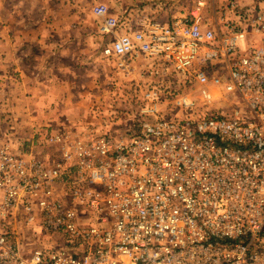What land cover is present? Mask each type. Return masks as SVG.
<instances>
[{"label":"built area","instance_id":"built-area-1","mask_svg":"<svg viewBox=\"0 0 264 264\" xmlns=\"http://www.w3.org/2000/svg\"><path fill=\"white\" fill-rule=\"evenodd\" d=\"M204 7L132 28L93 8L114 68L143 64L140 119L51 131L55 158L0 140V264H264V12Z\"/></svg>","mask_w":264,"mask_h":264},{"label":"crops","instance_id":"crops-1","mask_svg":"<svg viewBox=\"0 0 264 264\" xmlns=\"http://www.w3.org/2000/svg\"><path fill=\"white\" fill-rule=\"evenodd\" d=\"M197 1L199 0H0L1 76H6L11 70L16 71L15 79L18 82L15 83L18 90L37 96V99L46 96L55 100L54 97L59 96L86 95L85 87L78 84V78L84 74H80L77 66L86 62L92 65L94 61L97 66L96 50L100 44L98 33L102 19L94 14L95 6L104 4L114 16L125 14L133 17L129 26L122 24V27L132 28L146 17L170 23L187 14ZM216 1L218 3L214 2L212 13L220 16L225 11L227 0ZM238 1L244 4L239 9L240 14L255 11L254 1H258L260 7L256 11L264 12L262 0ZM227 15L236 19L232 13ZM252 42L259 44L256 38ZM35 65L39 66L37 72L30 70ZM30 72L31 76L28 75ZM6 78L1 80L5 81ZM41 98L36 103L41 104ZM61 101L63 103V98ZM35 108L38 109L37 106ZM61 113L65 115L62 110Z\"/></svg>","mask_w":264,"mask_h":264},{"label":"rangeland","instance_id":"rangeland-1","mask_svg":"<svg viewBox=\"0 0 264 264\" xmlns=\"http://www.w3.org/2000/svg\"><path fill=\"white\" fill-rule=\"evenodd\" d=\"M203 1L205 5L203 17L215 20L212 10L215 7L214 2L216 4L218 2L216 0ZM262 1L264 2V0ZM253 4V7H255L253 9L255 11L259 10L258 1H254ZM239 5L240 7L241 5L242 7L244 6L240 1ZM262 10H264V7H262ZM117 17L126 26H129L132 19H134L133 17H127L125 14ZM98 41L100 44L96 50L98 52L97 66L95 61L92 62V65L86 62L83 65L77 66L79 71H81L80 74L85 75L78 78V84L85 87L84 91L87 93L86 95L59 96L60 99L54 97L55 100L46 96L43 98L38 97L37 99V96L18 90V86L15 83L18 82L15 79L16 71L11 70L6 76H1L0 72V140L10 142L14 150L24 156H34L40 159H45L46 157L48 159L49 155L55 158L57 154V151L53 147H49L44 142L46 135L51 131H80L85 124L89 123L94 125L95 129L102 130L103 133L120 134L129 129L132 121H139L140 108L143 102L137 91V81H140V76L142 75V62H138L137 70L134 72L135 77H125L120 70L117 71L114 68V61L110 57H105L102 53V48L108 41V38L99 32ZM38 69L39 66L35 65L30 70L37 72ZM28 75L31 76V72ZM4 77H7L6 80H1ZM176 77L177 79L172 78L168 80L169 82L167 83L170 85V88L175 91H189L191 85L181 79V76L176 74ZM150 80L153 83H158V85L161 83L155 77ZM33 82L40 88L36 81ZM25 91L26 88L24 89ZM40 98L42 99V103H36ZM62 98L63 103L61 101ZM62 105L64 108H62ZM214 105L216 107L220 106V109L223 108L228 112L234 109V104L229 102V100L217 101ZM41 109L42 111H40ZM163 109L167 111L164 105ZM61 110L63 113L66 111L65 115L61 113ZM35 241L50 244L58 240L35 239Z\"/></svg>","mask_w":264,"mask_h":264}]
</instances>
